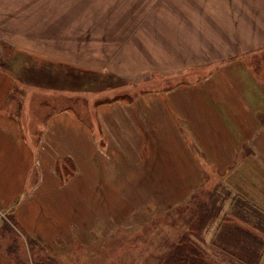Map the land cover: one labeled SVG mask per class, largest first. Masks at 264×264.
I'll return each instance as SVG.
<instances>
[{
    "label": "rangeland",
    "instance_id": "1",
    "mask_svg": "<svg viewBox=\"0 0 264 264\" xmlns=\"http://www.w3.org/2000/svg\"><path fill=\"white\" fill-rule=\"evenodd\" d=\"M238 1L245 4L244 12ZM212 4L216 9L228 5L240 21L249 12L247 5H251L249 0H3L0 5L10 19L17 18L22 23V31L42 41L44 54L49 55L52 47L58 49L55 54L59 56L44 61L38 53L30 55L22 51L21 54L9 46L10 56L4 61L10 63V67L4 68L18 71L20 75L11 99H15L19 111L28 90H58L66 98L69 94L63 90L73 91L77 96L74 109L80 121L96 128L97 133L99 105L117 100L130 105V98L135 100L152 91L171 90L192 77L207 74V68H200L194 69L192 76L158 75L148 82L150 74H146L137 81L124 73L130 65V59L124 57L130 56L132 45L145 50L147 36L152 44L160 46L163 37L175 35L171 26L178 28L179 22L188 21V14H203V33L198 26L195 32L210 47V26L214 29L213 35L218 32L225 35L217 25L218 18L209 14ZM21 62L22 69L17 67ZM247 62L264 82V51L251 54ZM116 65L122 72L114 69ZM50 99L54 109L64 104L70 107L72 103L71 99L58 95ZM33 101L30 113L22 116L21 111L18 117L23 123L25 119L30 120L35 129L46 119L48 99L41 96ZM125 123L132 124L129 114ZM137 133L140 143L142 132ZM135 140V136L128 134L124 143V149L129 150L133 158H124V154L119 158L105 155L100 165V179L89 177L92 173L85 179L75 178L71 186L74 187L75 209L46 196L49 202H44V207L52 206L50 215L57 216L51 225L57 227L55 237L50 235L49 227L29 234L27 228L18 226L10 213L0 215V232L5 234L4 242L0 236V264H158L159 257L167 254L168 244L178 242L185 233L194 232L192 216L198 202H204L209 209L216 204V216L203 230L206 246H211L208 249L211 264H238L236 256L240 250L227 248L223 243L227 237L225 228L233 227L235 222L253 238L262 239L264 244V137L259 143L260 154L254 147L245 148V154H241L230 169L234 172L232 178L220 173L217 162L206 158L204 152L200 153V148L193 145L196 160L204 172L197 181L200 185L202 181L205 183L194 196L195 190L187 199L185 195L186 200L181 203H177L178 199L194 185V180L188 179L192 175L188 160L168 154L172 141L166 143L160 129L153 130L143 143L139 158L134 154ZM225 159L230 158H218L221 163ZM46 161L41 158L42 167L48 165ZM57 165L62 179L76 173L71 158H59ZM211 200L214 202L210 204ZM64 207L69 209L64 211ZM45 212L47 215L49 210ZM21 215L27 220L32 216L30 212ZM63 216L74 225L73 233H70L71 225L66 231ZM255 225L263 228V235ZM257 264H264V246Z\"/></svg>",
    "mask_w": 264,
    "mask_h": 264
},
{
    "label": "crops",
    "instance_id": "2",
    "mask_svg": "<svg viewBox=\"0 0 264 264\" xmlns=\"http://www.w3.org/2000/svg\"><path fill=\"white\" fill-rule=\"evenodd\" d=\"M249 1V12L242 21L228 5L216 9L212 4L209 14L218 18L217 25L225 35L219 32L213 35L214 29L210 26V47L195 32V26H198L203 33V14H188V21L179 22L178 28L170 24L175 35L163 37L164 41L158 47L151 43L150 36L146 38L145 50L132 45L130 56L124 57L130 59L124 73L134 76L137 81L146 74H150V82L158 75L192 76L193 70L200 68H207L208 72L200 78L192 77L181 82L174 89L152 91L140 99L130 98V105L121 100L99 105L97 133L96 128L80 121L74 109V97L77 96L70 90H63L69 98L58 90H28L18 111L15 99L11 97L20 75L16 73L18 71L10 72L9 68H4L10 67V63L4 61L10 56L8 47L12 46L21 54L22 51H28L30 55L38 53L44 61H48V57L59 58L55 54L58 49L51 47V53L44 54L42 41L22 31V23L17 18L10 19L0 5V60H3L0 61V215L10 213L18 226L27 228L29 234H37L44 227H49L50 235L55 237L57 227L51 225L57 216L52 218L50 215L52 206L44 207V202H49L46 196H52L57 202L75 209L74 187H71L75 178L85 179L92 173L89 177L100 179V165L105 155L119 158L124 154V158H133L129 150L124 149L128 134L136 138L134 154L139 158L144 150L143 143L155 129L162 130L166 143L172 141L168 154L173 158H186L192 167V175L188 179L194 180V185L188 193L186 191L181 195L177 203L185 201L195 190L194 196L205 183L202 181L200 185L197 181L204 172L196 160L198 157L193 145L200 148V153L204 152L206 158L217 162L220 173L234 177L230 169L245 148L254 147L259 153V143L264 137V82L247 62L251 54L264 51V0ZM238 2L244 12L245 4ZM19 66L22 69V62L17 64ZM114 69L122 72L118 65ZM57 95L71 99L70 107L64 104L54 109L50 98ZM41 96L48 99V104H45L47 115L44 123L33 129L31 121L25 119L23 123L18 114L21 111L22 116L30 113L33 99ZM43 106L41 102L40 107ZM127 114L132 119L130 126L125 123ZM139 131L143 139L140 143L137 139ZM100 133L101 137H98ZM48 137L51 139L49 143ZM41 158L44 162L50 158L46 161L48 165L42 167ZM59 158L73 159L75 175L62 179L57 165ZM218 158L230 159L221 163ZM180 175L183 177L181 170ZM185 195L187 197L183 199ZM69 208L64 207V211ZM46 210H49L47 215ZM23 212H30L31 219H23ZM61 220L68 231L71 223L64 216ZM234 225L240 226L236 222ZM73 227L71 225L70 233H73ZM255 228L263 235L261 229ZM0 236L4 242L5 234L0 232Z\"/></svg>",
    "mask_w": 264,
    "mask_h": 264
},
{
    "label": "trees",
    "instance_id": "3",
    "mask_svg": "<svg viewBox=\"0 0 264 264\" xmlns=\"http://www.w3.org/2000/svg\"><path fill=\"white\" fill-rule=\"evenodd\" d=\"M212 202L214 201L211 200L210 204ZM215 205L213 203L209 209L204 202H198L197 210L192 216L194 219V232L191 234L185 233L180 236L178 242L168 244V252L166 255L159 257L158 264H211L212 259L208 255V249L211 246H206L208 242L203 236V230L206 229L211 219L216 216L214 214L217 211V209H214ZM203 206L205 209L202 208ZM227 222H230V220ZM255 227L263 229L259 225H255ZM224 231L227 237L224 238L223 243L227 245L226 247L240 250L239 255L236 256L238 264L258 263L261 257V247L264 246L262 239L253 238L250 232L238 225L227 226Z\"/></svg>",
    "mask_w": 264,
    "mask_h": 264
}]
</instances>
